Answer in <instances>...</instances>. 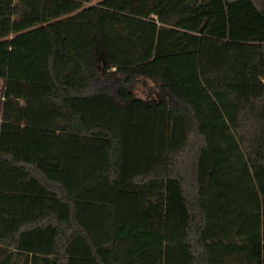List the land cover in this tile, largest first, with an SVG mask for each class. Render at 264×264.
<instances>
[{"label":"trees","instance_id":"1","mask_svg":"<svg viewBox=\"0 0 264 264\" xmlns=\"http://www.w3.org/2000/svg\"><path fill=\"white\" fill-rule=\"evenodd\" d=\"M0 81V264H264V0H0Z\"/></svg>","mask_w":264,"mask_h":264},{"label":"rangeland","instance_id":"2","mask_svg":"<svg viewBox=\"0 0 264 264\" xmlns=\"http://www.w3.org/2000/svg\"><path fill=\"white\" fill-rule=\"evenodd\" d=\"M97 0H94L96 2ZM3 85L4 83L0 81V97L3 92ZM138 96L144 98V91L146 88L144 86L141 87V85L138 86ZM92 155L90 157V160H96L98 157V154L100 152L99 144L95 145L92 149ZM81 168V167H80ZM76 178V177H75ZM76 185L78 186L81 184L80 178H77L75 180ZM102 191H100L101 193ZM100 193H95L91 195L90 197H87V200H83L82 204L83 206H79L78 209V216L82 219L83 224L87 226L92 232H94V237L96 240V243L102 247L106 252V258H109V253L106 251L109 245V237L107 233L104 231V227L102 226L103 221V213L104 208L106 207V204L102 201V197ZM37 199H31L27 198L26 200H22L23 203H21L22 206L25 208L22 210H29L34 213V218L38 217V215L49 211L50 209H55L57 206V202L53 198L49 197H43L41 195H36ZM34 200V201H31ZM58 209V208H57ZM42 237L33 234L30 238L29 242L25 244L24 252L33 254L35 252H38L39 250V241H49V238L47 235L43 234ZM47 238V239H46Z\"/></svg>","mask_w":264,"mask_h":264},{"label":"crops","instance_id":"3","mask_svg":"<svg viewBox=\"0 0 264 264\" xmlns=\"http://www.w3.org/2000/svg\"><path fill=\"white\" fill-rule=\"evenodd\" d=\"M3 101H4V98H3V92H2V95L0 97V138H1V130H2V124H3ZM23 196H26L27 198H31V199H37L36 195H34L32 192L27 193ZM31 201H34V200H31ZM4 208H7V210L17 211V210H22L25 207L19 203H15V204L12 203V204H6Z\"/></svg>","mask_w":264,"mask_h":264}]
</instances>
